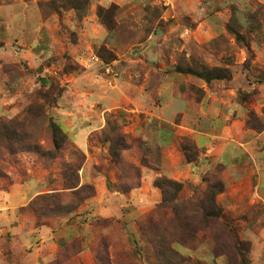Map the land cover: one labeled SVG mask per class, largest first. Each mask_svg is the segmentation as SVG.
<instances>
[{
    "label": "rangeland",
    "instance_id": "obj_1",
    "mask_svg": "<svg viewBox=\"0 0 264 264\" xmlns=\"http://www.w3.org/2000/svg\"><path fill=\"white\" fill-rule=\"evenodd\" d=\"M76 3H85L80 13ZM189 63L229 69L231 79L208 84L176 71ZM34 103L43 108L39 127L55 121L68 144L54 164L34 154L5 158L0 193L21 200L0 214V264H51L58 256L63 264H163L155 227H141L159 221L156 178L183 183L184 200L216 170L226 186L219 203L251 244L248 264H264V130L252 128L254 119L264 124V0H0V120H22ZM108 123L129 144L122 166L111 160ZM184 139L200 152L192 164ZM65 163L82 165L81 185L95 196L39 221L29 209L35 197L70 199L60 181ZM44 226L61 235L44 251L41 241L29 249L32 239L13 234L27 229L37 238ZM216 245L208 232L195 248L173 249L192 263L231 264L214 255Z\"/></svg>",
    "mask_w": 264,
    "mask_h": 264
},
{
    "label": "trees",
    "instance_id": "obj_2",
    "mask_svg": "<svg viewBox=\"0 0 264 264\" xmlns=\"http://www.w3.org/2000/svg\"><path fill=\"white\" fill-rule=\"evenodd\" d=\"M83 6L85 3H76L73 5V10L80 13ZM103 22L110 30L116 27L112 12H106ZM100 56L108 62L116 59L114 56L107 58L102 52ZM176 71L180 74L198 77L208 84L214 81L229 80L232 76L229 69L226 68L194 67L190 63L177 66ZM42 109L40 104L34 103L27 109V114L22 120H0V178L7 176L3 168V165H6L5 158L34 154L47 163L53 164L60 158L64 147L68 144L67 136L55 121L50 122L48 130L44 131V128L39 127L40 115L38 113ZM110 124L112 131L106 130L107 127L104 129L105 139L111 144L109 150L111 160L122 166L130 150L129 144L126 142L123 132L114 124L108 123V125ZM252 128L264 130V124L260 120L254 119ZM42 140H45V144H42ZM181 150L188 164H192L200 155L196 144L189 139L183 140ZM75 156L83 158L85 154L80 149H75ZM144 166L150 167L148 164H144ZM81 168V164L69 165L65 163L62 166L60 181L63 184V189L70 195L68 201L64 199L66 194L51 193L39 195L30 202L29 209L37 215L39 221L56 214H71L86 200L95 196L96 192L92 186L81 185L79 177ZM136 171L140 172L137 169ZM49 182L52 184L55 181L49 180ZM202 183L205 188H197L191 198L181 200L183 183L166 176L156 178L154 184L161 189L163 194V200L155 211L159 221L154 223L148 219L147 223H141L144 233L147 227L156 229L154 235L156 240L153 241L155 256L163 264L186 262L187 264H202L186 260L173 249V246L179 244L195 248L201 238H204L205 234L209 232L217 243L214 250V255L217 258L227 256L231 264H248L247 254L251 244L240 239L238 228L235 226L237 220L229 216L219 203V196L226 190L221 172L218 170L207 172ZM175 226L183 228L184 234L176 233ZM18 239L16 236L11 238L13 242ZM61 260L58 256L51 264H63Z\"/></svg>",
    "mask_w": 264,
    "mask_h": 264
},
{
    "label": "crops",
    "instance_id": "obj_3",
    "mask_svg": "<svg viewBox=\"0 0 264 264\" xmlns=\"http://www.w3.org/2000/svg\"><path fill=\"white\" fill-rule=\"evenodd\" d=\"M202 137H204V138H206V139H210V140H212L211 138L212 137H210V136H208V135H205V134H203V135H201ZM205 146V145H204ZM204 146H202V145H200V147H201V149L204 147ZM207 147H213V146H211V145H207ZM206 147V148H207ZM236 169V167H233V168H230L228 171H232V170H235ZM227 171V172H228ZM226 173V172H225ZM259 180H261V175H259ZM12 194H13V191H11V194L9 193V194H7V196H4V195H2L1 193H0V214H1V217L2 218H6L7 216H6V214H11V213H14V207H13V204H15V203H18L19 201L18 200H21L19 197H17V196H12ZM259 200H261V201H263L264 202V197L262 196V195H259ZM13 234H18V236L22 239V241L23 242H25V238H24V234L26 235L25 237H28V239L30 240V239H32L30 242H29V244H31L28 248L29 249H31L32 248V246H33V244H32V242L34 241V240H36L35 242L37 243V242H39V241H41V243L42 244H44V245H41V247H42V250L44 251V249H45V247L47 246L46 245V243H49V241H52V240H58V238H59V236H61L60 235V233H59V231H57V230H53L52 228H50V227H48V226H44L41 230H40V234L37 236V238H35L36 236V234L35 235H33L34 234V231L33 230H31V231H28L27 229H22V231L21 232H19L18 233V231H13ZM42 240H41V239ZM49 239H51V240H49ZM25 244V243H24ZM48 246H49V248H54V246H55V244H48ZM53 246V247H52ZM57 250V249H56ZM55 250V251H56Z\"/></svg>",
    "mask_w": 264,
    "mask_h": 264
},
{
    "label": "built area",
    "instance_id": "obj_4",
    "mask_svg": "<svg viewBox=\"0 0 264 264\" xmlns=\"http://www.w3.org/2000/svg\"><path fill=\"white\" fill-rule=\"evenodd\" d=\"M94 58H95V59H97V57H96V56H95ZM108 72H109V71H108Z\"/></svg>",
    "mask_w": 264,
    "mask_h": 264
}]
</instances>
